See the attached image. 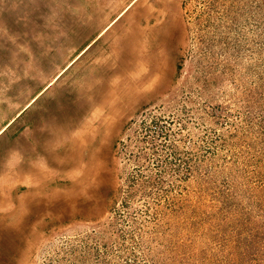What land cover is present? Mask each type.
Wrapping results in <instances>:
<instances>
[{
  "label": "rangeland",
  "instance_id": "374dc122",
  "mask_svg": "<svg viewBox=\"0 0 264 264\" xmlns=\"http://www.w3.org/2000/svg\"><path fill=\"white\" fill-rule=\"evenodd\" d=\"M2 127L0 264H264V0H0Z\"/></svg>",
  "mask_w": 264,
  "mask_h": 264
},
{
  "label": "bare ground",
  "instance_id": "6f19581e",
  "mask_svg": "<svg viewBox=\"0 0 264 264\" xmlns=\"http://www.w3.org/2000/svg\"><path fill=\"white\" fill-rule=\"evenodd\" d=\"M52 207L55 209V210H61V208H59V206L55 203V204H53L52 205ZM19 232L21 233V230L19 229ZM13 233L14 234H17L18 233V231H14V232H11V233H6L7 234V237L9 238V237H12L13 236ZM1 236H5V233L4 234H2ZM2 238V237H1ZM4 253V252H3Z\"/></svg>",
  "mask_w": 264,
  "mask_h": 264
},
{
  "label": "crops",
  "instance_id": "0c3cea01",
  "mask_svg": "<svg viewBox=\"0 0 264 264\" xmlns=\"http://www.w3.org/2000/svg\"><path fill=\"white\" fill-rule=\"evenodd\" d=\"M7 125V124H6ZM4 129V127L0 128V134L3 132L2 130Z\"/></svg>",
  "mask_w": 264,
  "mask_h": 264
}]
</instances>
